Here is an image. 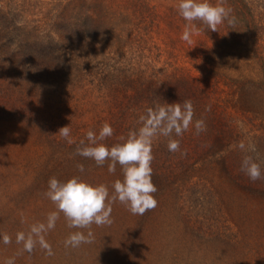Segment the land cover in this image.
I'll return each mask as SVG.
<instances>
[{"label": "trees", "instance_id": "trees-1", "mask_svg": "<svg viewBox=\"0 0 264 264\" xmlns=\"http://www.w3.org/2000/svg\"><path fill=\"white\" fill-rule=\"evenodd\" d=\"M225 7L232 9L234 26L225 22L216 32L195 22L201 35L185 65L172 59L169 42L162 48L153 40L161 23L177 31L186 26L172 5L0 0L1 140L7 150H22L31 138L38 142V135L61 146L45 156L51 163L33 177L29 190L45 192L50 178L72 176L111 190L122 179L120 166L110 174L108 162L97 166L75 154L86 132L109 123L114 133L104 143L110 146L138 127L147 108L191 100L194 120H203L205 129L197 134L192 127L178 137L177 161L153 169L155 199L174 197L168 204L172 217L161 229L175 235L180 228L183 240L195 247L210 238L201 235L202 226L213 223L211 237L236 247L243 264H264V178L252 181L241 168L245 155H252L264 169V0H226ZM69 101L85 102L91 110L85 127L77 120L71 145L57 128L70 116L50 111L54 106L62 114ZM155 141L167 146L163 137ZM242 142L255 152L241 151ZM168 152L166 147L163 158ZM162 209L157 205L159 214ZM152 212L131 213L133 243L138 231L147 234Z\"/></svg>", "mask_w": 264, "mask_h": 264}, {"label": "rangeland", "instance_id": "rangeland-1", "mask_svg": "<svg viewBox=\"0 0 264 264\" xmlns=\"http://www.w3.org/2000/svg\"><path fill=\"white\" fill-rule=\"evenodd\" d=\"M159 8L172 5L177 12L174 16L179 21L187 23L179 15L176 5L178 0H151ZM215 3V2H214ZM170 17V16H169ZM172 18V17H170ZM185 27L179 31L171 30L170 27L161 23L158 32H155L154 41L162 48H167L166 42L178 62L189 65L195 54V41L201 32L192 36L193 45L181 39ZM202 38L207 40L205 35ZM91 97V96H89ZM52 101H50V104ZM68 110L62 114L50 107L52 113H58L60 117L70 116L66 125L72 131L77 129V120L81 128L85 127V122L90 123L89 104L82 102L77 106V101L68 102ZM62 108V107H60ZM77 110L81 111L77 114ZM63 126H58L61 128ZM38 142L30 139L25 148L20 150L14 147L7 150L0 137V264H5L6 260L12 258L14 264H243L244 258L236 247L220 241L214 236L215 226L203 225L204 237H209L201 244L192 247L185 242L183 235L173 229V234L164 232L161 227L172 217V198L158 200L157 205L163 207L162 214L157 212V206L153 209L152 217L148 221L147 234L138 231L135 235L138 241L132 242L131 212L125 205L116 202L112 205V223L110 225L91 226L94 238L91 243H83L79 247H66L65 240L71 232L84 231L88 229H74L67 226V222L60 214L54 229L50 230L46 236V241L51 245L53 255H48L44 249L37 245L31 253L23 250V245L16 243L17 232H27L30 225L44 222L47 214L55 210V206L45 196V192H31L29 186L33 177L40 173L44 166L49 165L45 156H49L51 151L58 150L61 146L55 144L53 140L47 141L43 135H38ZM167 144V143H166ZM155 145V147H154ZM191 145V144H190ZM160 147V148H159ZM167 146L154 141L152 146L153 161L152 169L162 171L161 167L173 164L177 161L174 156L180 154V150L164 155L163 151ZM168 148V147H167ZM60 155V154H56ZM174 167V166H173ZM190 191V190H189ZM192 191V190H191ZM172 194V193H171ZM166 205V206H165ZM167 207V208H166ZM133 231V230H131ZM134 233V231H133ZM11 237V243L3 242V235ZM129 234V235H128ZM149 247L147 250L145 247ZM172 253H169L171 252Z\"/></svg>", "mask_w": 264, "mask_h": 264}, {"label": "clouds", "instance_id": "clouds-1", "mask_svg": "<svg viewBox=\"0 0 264 264\" xmlns=\"http://www.w3.org/2000/svg\"><path fill=\"white\" fill-rule=\"evenodd\" d=\"M226 0H178L176 5L179 15L185 20L186 26L181 39L193 45L192 36L198 34L195 22H201L208 30L218 32V26L228 23L234 26L235 17L232 9L225 7ZM194 46V45H193ZM195 111L191 100L182 103L173 102L156 105L146 109L138 118V127L129 130L126 136H121L119 142L107 145L104 141L113 136L114 129L105 122L98 131L88 130L75 149V154L94 160L97 166L108 162V172L114 174L117 165L122 170V179H116L111 190L104 183L93 184L78 176H72L65 181L52 177L48 181L45 196L55 206V210L47 214L44 222L30 225L27 232L16 234V243L23 245V250L31 253L39 245L48 255H53L51 245L46 241V234L55 228L62 213L69 228L88 229L71 232L65 240L66 247H79L83 243H91L94 234L91 226L110 225L112 221V205L119 202L125 205L133 215H144L155 209L158 201L154 194L157 187L152 181L154 159L152 146L160 137L167 139L170 152L180 150V140L185 132L194 127L199 134L205 129L204 121L195 119ZM61 138L68 144L76 143L71 138L68 125L59 128ZM241 151L255 152L254 145H239ZM80 172L84 171L82 164H77ZM242 171L250 180L264 178V169L258 158L245 155L241 163ZM3 242L11 243V237L4 234ZM5 264H14L9 258Z\"/></svg>", "mask_w": 264, "mask_h": 264}]
</instances>
